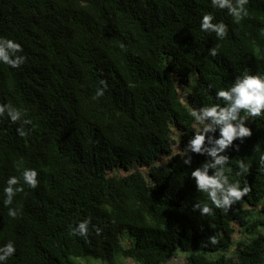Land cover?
Masks as SVG:
<instances>
[{
  "label": "trees",
  "instance_id": "1",
  "mask_svg": "<svg viewBox=\"0 0 264 264\" xmlns=\"http://www.w3.org/2000/svg\"><path fill=\"white\" fill-rule=\"evenodd\" d=\"M246 8L237 24L212 0H0V37L26 58L18 68L0 62V104L24 113L15 123L0 116V246L16 248L0 264H164L185 241L186 264H264V116L250 117L252 135L223 153L229 179L251 188L228 212L191 177L209 157L188 153L187 165L183 156L200 127L189 113L222 104L216 91L245 70L264 75V0ZM205 13L228 26L224 39L201 30ZM101 80L108 87L93 99ZM241 159L250 169L237 175ZM25 168L38 171L35 189ZM11 176L24 192L5 206ZM198 201L210 216L194 210ZM88 218L87 239L70 235Z\"/></svg>",
  "mask_w": 264,
  "mask_h": 264
},
{
  "label": "clouds",
  "instance_id": "2",
  "mask_svg": "<svg viewBox=\"0 0 264 264\" xmlns=\"http://www.w3.org/2000/svg\"><path fill=\"white\" fill-rule=\"evenodd\" d=\"M249 0H212V6L219 9H227L228 14L234 22L239 24L248 16L246 5ZM214 16L205 13L201 20V30L209 33H215L217 38L224 39L227 35L228 26L223 22L214 23ZM264 34V33H262ZM123 47V46H122ZM218 45L209 50V55L215 57L218 54ZM22 46L12 39L0 37V62L13 68L20 67L25 62V57L19 55L22 52ZM102 87L96 90L93 99L102 97L108 85L105 80H101ZM216 100L223 103H212L193 109L189 114L194 118L200 127L195 131V135L189 140L184 150V163L190 165L192 158L188 153H197L207 155L209 159L200 167L191 172V177L195 180L197 190L206 194L207 200L217 209L228 212L232 205L241 201L250 191V186L245 183L242 188L240 181H231L227 173L230 169L225 165L229 163V156L225 155L226 149L233 145L237 139L243 141L244 138L252 135V129L246 126L249 118L264 116V75L260 73H250L245 70L238 75L235 82L228 88H219L216 93ZM7 113L10 120L15 123L20 121L24 115L22 110L17 109L11 103L7 105L0 104V116ZM244 113V115H241ZM24 124H31L30 119H24ZM219 129V137L214 134ZM21 137H26L28 133L23 127L17 129ZM213 133V135H208ZM237 149L239 145L236 146ZM259 151V145L255 148ZM259 165L264 167V153L259 156ZM21 164H17L19 170ZM240 171L237 175L248 173L250 165L243 159L239 161ZM210 170L211 174H210ZM23 183L30 188L35 189L38 184V171L34 168H25L21 174ZM21 177L11 176L7 180V186L4 188L6 199L5 206L12 205L17 193L24 192L21 185ZM194 210H199L201 216H210L213 212L212 207L206 201H198L194 204ZM19 212L17 208L9 207L8 215L16 218ZM91 218L80 221L77 226L71 229L70 235L88 238ZM102 229L95 227L96 235H100ZM213 245L219 243L215 235L208 238ZM16 251L14 243L9 241L0 246V262L7 261Z\"/></svg>",
  "mask_w": 264,
  "mask_h": 264
},
{
  "label": "rangeland",
  "instance_id": "3",
  "mask_svg": "<svg viewBox=\"0 0 264 264\" xmlns=\"http://www.w3.org/2000/svg\"><path fill=\"white\" fill-rule=\"evenodd\" d=\"M259 231L264 233V225L259 226ZM254 234L255 233H251L248 235L253 236ZM244 237H245V234L242 231V229L241 228L239 229V227H237V232L235 233V240L238 241L240 239H244ZM184 247H185L184 250L182 249L181 251H179L176 255H174L169 261H167L164 264H186L187 263L186 256L190 254L191 248H190V245L186 241L184 242ZM234 248H232L231 251H234ZM80 263L81 264H103L100 261L93 260V259L81 260ZM123 264H138V263L134 262L132 259H125Z\"/></svg>",
  "mask_w": 264,
  "mask_h": 264
}]
</instances>
